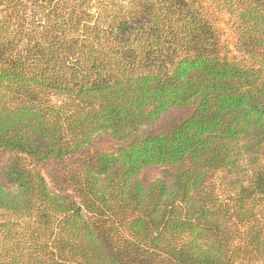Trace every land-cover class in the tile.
<instances>
[{
    "label": "trees",
    "instance_id": "trees-1",
    "mask_svg": "<svg viewBox=\"0 0 264 264\" xmlns=\"http://www.w3.org/2000/svg\"><path fill=\"white\" fill-rule=\"evenodd\" d=\"M0 264H264V0H0Z\"/></svg>",
    "mask_w": 264,
    "mask_h": 264
},
{
    "label": "rangeland",
    "instance_id": "rangeland-1",
    "mask_svg": "<svg viewBox=\"0 0 264 264\" xmlns=\"http://www.w3.org/2000/svg\"><path fill=\"white\" fill-rule=\"evenodd\" d=\"M221 28L223 29V34H222V40L225 46H227L228 49H230L231 54L233 53V35L230 29L225 25L224 22H221Z\"/></svg>",
    "mask_w": 264,
    "mask_h": 264
}]
</instances>
